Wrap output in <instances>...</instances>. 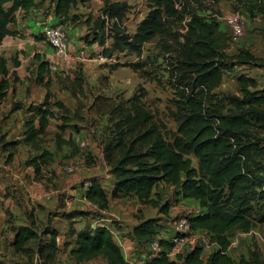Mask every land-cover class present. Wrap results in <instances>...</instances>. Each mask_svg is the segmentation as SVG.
Listing matches in <instances>:
<instances>
[{"label":"rangeland","instance_id":"rangeland-1","mask_svg":"<svg viewBox=\"0 0 264 264\" xmlns=\"http://www.w3.org/2000/svg\"><path fill=\"white\" fill-rule=\"evenodd\" d=\"M125 1L130 3L131 7L123 18V25L126 32L133 33L138 22L147 13L148 6L145 0ZM182 1L184 2V5H180L182 19L169 18L166 23L167 32L163 35H155L145 42L140 55L124 50L115 51L110 57L104 55L107 58L105 61L98 60V62L91 59L97 54H102V45L97 41L91 42L95 30L94 20L102 6L94 5L91 10L83 9L84 13L76 14V29L70 28L72 24L70 21L62 23L69 43L72 41L74 50L84 49L87 59H74L73 62L64 64L59 61L60 65L57 68H50L49 74L44 75L43 81L37 80V69L34 67L33 70L31 60L26 59L23 60L24 65L18 73L14 70L15 74L8 76L11 84L7 88L17 97L10 99L8 106L4 105L2 109L0 108L1 114L20 109L25 116L27 110L30 114L26 116H34L36 119L40 104L50 108L52 114L48 115L50 121L46 123L43 133L37 136L38 148L33 144H22L16 148L13 143L7 146L13 139L3 138L4 136L0 135V153H5L0 156L2 163L6 162L10 153L17 154L19 167L39 149H46L52 155L49 161L42 165L39 174L33 169L23 171L30 188H19L17 179L10 178L11 185L6 187L5 193L12 195L16 206H7L6 216L0 225V264H108L101 255L89 260L77 261L69 252L71 247L75 246V234L72 231L83 227L92 228L96 223L108 224L114 231L113 236L117 243L120 238L127 239L126 244L124 242L118 244L126 264H130L131 258H138L142 252V249L132 242L130 228L133 227L132 223L135 219L150 215L157 216L160 235L169 238L175 232L174 224L177 220L190 212L197 211L199 208L197 201L183 198L176 193L173 185L165 182H159L154 187L159 204H168L165 212H160L158 207L150 204L140 203L134 194L121 195L117 198L109 197L106 209L99 208L95 202L84 196L88 179L102 172L105 165L104 160L95 155L94 160L92 159L95 163L92 166L95 169L87 171L86 168L92 163L87 160L88 142H95L100 150L108 141L114 140L121 130L125 141H129L134 133L128 132L124 120L125 114L130 110L129 100L134 95L140 96V100L151 113L152 120L160 127L165 138L171 139L175 134L179 90L188 83L186 80L188 71L183 64L184 57L181 56L180 50L185 41L187 21L191 13H197L205 18H215L226 38L227 45L223 58L225 67L222 69L220 83L212 90V99L224 101L227 94L240 95L237 81L239 74L253 77L257 87L264 88V1L261 5L234 0ZM51 2L49 0V5L43 7L44 14L50 11L48 9L52 7ZM234 12L241 15L244 26V33L237 40L232 39L233 34L225 21V16ZM108 32L106 29V34ZM38 36L39 39H44L41 32ZM44 42L49 46L45 39ZM110 42L109 37L106 39V45ZM14 60H19L18 54L11 59L8 57L6 63L10 62L14 65ZM38 62L39 60L36 64ZM47 62L53 63V61ZM132 62L136 63L137 67L130 66ZM21 81L23 83H20ZM35 84L39 87L36 88ZM40 87L42 95L38 94ZM8 89L4 97L0 98L1 101L6 102L7 94L10 96ZM14 103L20 107L12 110ZM227 106L226 104L225 108ZM250 130L257 136L264 137V127L255 125ZM57 134L64 135L65 138L69 137L70 143L57 144ZM76 136L85 140L83 147L76 144ZM6 149L9 150V154ZM192 160L196 164L194 157ZM252 161L261 164L260 167L254 166L253 170L264 182V151L254 156ZM70 164L79 165L74 172H65V166ZM87 174L90 176H85ZM106 174L108 170H104L100 176V184L110 196L111 179ZM75 175L80 182L74 181ZM261 190V185L252 187L251 219L255 225L248 231H242L238 227L228 230L230 238L228 253L234 263L240 255L247 256L250 251H255L264 257V221L258 220L264 213V197ZM42 192H47L49 195L39 198L37 195ZM74 211L85 213L71 216ZM31 220L34 221V228L40 233V240L44 242L48 239V235L43 232L44 227L53 226L58 230L57 248L51 259L46 258V251L39 256L36 251L37 240L27 242V246H30L29 252L17 251L12 245L16 227L20 224L29 225ZM194 236L193 243L203 245V257H205L215 244L210 242L209 235L204 230H196ZM191 244L189 242L181 244L178 248L179 252L184 251Z\"/></svg>","mask_w":264,"mask_h":264},{"label":"trees","instance_id":"trees-1","mask_svg":"<svg viewBox=\"0 0 264 264\" xmlns=\"http://www.w3.org/2000/svg\"><path fill=\"white\" fill-rule=\"evenodd\" d=\"M41 1V0H40ZM53 12L58 22L76 21L71 8L78 2L88 0H51ZM147 13L138 22L133 33L126 32L123 18L130 10L125 0H102V6L94 20L95 30L91 42L102 45V54L112 56L115 51H129L140 55L142 46L155 35L167 32L169 18L182 19V0H145ZM261 5L264 0H234ZM37 0H0V44L7 34L14 31L8 24L15 20L16 10L24 12L35 7ZM56 21V22H57ZM106 29L108 33L106 34ZM215 18H205L191 13L187 21L185 41L180 50L183 64L188 71V83L179 90L176 110V132L171 139L165 138L160 127L152 120L151 113L145 108L139 95L130 100V110L125 114V126L134 135L125 141L121 130L114 140L103 146L104 158L112 174L110 194L112 197L134 194L141 203L158 207L160 212L167 210V203L159 204L154 187L159 182L173 185L177 194L183 198L197 200L198 209L186 214L191 230H204L214 248L203 257V245L194 244L178 252L174 257L167 255L173 243L167 238H159L161 251L145 264H234L228 253L230 238L228 230L238 227L248 231L254 224L251 219L253 206L252 187L262 186L264 182L255 174L253 167H260L252 161L254 156L264 151V137L257 136L250 128L264 127V88H258L256 80L239 74L240 95L227 94L224 101L213 100L212 90L220 83L222 69L225 67L226 38ZM42 37V36H41ZM88 36H86L87 38ZM111 42L106 45V39ZM40 38V36H37ZM39 59L36 78L43 81L49 74L47 60ZM15 62L17 60H14ZM137 67L132 62L129 64ZM48 80V79H47ZM8 87L6 58L0 55V98ZM46 96L48 95L45 94ZM228 105L226 108V104ZM59 105L60 102H58ZM12 110L20 105L14 103ZM50 108L38 105L37 123L29 116L24 121V140L36 147L39 133L44 131L51 115ZM148 124V126H147ZM70 138L57 135V144L70 143ZM38 148V147H36ZM51 152L39 149L36 154L25 160L39 174L42 165L51 158ZM11 154L7 159H10ZM196 159V164L192 158ZM84 196L95 202L99 208L108 207V197L97 176L88 179ZM85 212H72L71 216ZM264 221V213L258 219ZM30 224L16 227L12 245L15 250L30 251L27 242L37 240V253L51 259L57 248L58 230L46 226L43 232L48 239L40 240V233ZM157 216L139 217L131 228L136 246L142 251L149 241L160 234ZM75 246L70 255L77 261H85L103 256L108 264H126L121 247L115 241L111 229L105 224H97L73 230ZM235 264H264V257L255 251L247 256L240 255Z\"/></svg>","mask_w":264,"mask_h":264},{"label":"crops","instance_id":"crops-1","mask_svg":"<svg viewBox=\"0 0 264 264\" xmlns=\"http://www.w3.org/2000/svg\"><path fill=\"white\" fill-rule=\"evenodd\" d=\"M37 1L39 3L35 7L31 8L30 10H28L26 12H24L23 10H16L15 20L8 24V28L10 30H13L14 33L5 35L1 44H0V55L5 57L6 59L8 57L11 59L12 56L15 57L16 54H18V59L20 60V61L17 60L14 63V65L11 64L10 62L6 63V66L8 69V76L12 75L13 73L15 74V71H17V73H18V71H20V68L24 65L23 60H26V59L31 60L33 70H34V67H35V69H37L38 64H36V62L39 59L37 58V55L35 56V54H38V56L41 59L47 60L49 62L53 61L52 64H48L49 69L52 67L57 68L60 65V62H63V64H64V63H71V62H73L74 59L85 60L88 58L87 53L84 57L79 56V51L74 50V45L72 44V41L69 43L68 52L66 54H59L54 50L53 47H51L50 45L48 46L44 42V39L37 38V36L39 35V33L42 30V26L45 23H55L57 21L55 19L54 12H53V2H51L52 7H49V9H48V11L49 10L50 11L47 14H44L43 7H46L49 5V0H47V1L46 0H41V1L37 0ZM94 5H96L97 7H100L102 5V0H88L85 2H78L75 5V8L74 7L71 8L70 12H71V14H77L78 15L79 13L83 12L82 11L83 9L91 10ZM87 6H89V7H87ZM69 21L72 22L71 20H69ZM76 23H77L76 21L72 22V24H70V28L76 29V27H77ZM41 35H42V33H41ZM91 59L94 61L95 60L98 61L95 57L94 58L92 57ZM20 83H23V81H21ZM10 84H11V80L9 79L8 80V85H9L8 88L10 87ZM35 87L38 88L39 85L35 84ZM41 89L42 88L40 87V89L38 91L39 95H42ZM7 91L10 94V96H8V94H7V96H6L7 101L6 102L0 100V108L1 109L3 108L4 105L5 106L9 105L10 99L17 97L16 94H14V96H13V93H11V89H8ZM26 112H27L26 113L27 115L30 114V111L26 110ZM26 114H25V116H26ZM25 116H24V112L20 109H17V110H14V111H11V112H8L5 114L0 113V135H3L4 136L3 138L8 137L7 139H13L14 141H15V139H17V141H15V144H14L13 140H10L11 143L9 145L7 144V146L12 145V143H13V145L16 148L17 146L20 147L22 144L23 145L32 144V143L26 142L24 140V121L27 118V116L26 117ZM49 121H50V117L48 118L47 122L49 123ZM35 123H37V118L35 119ZM42 133L43 132L39 133V135ZM57 135H56V138H57ZM61 137L65 138L64 135L63 136L61 135ZM73 137H74V135L72 136V138ZM86 140H88V139H86ZM73 142L75 143L74 138H73ZM88 143L89 144H88L87 148H88L89 154H88V152H87V154L89 155V157L87 158V160H90L92 163L86 169H87V171L88 170L92 171L93 169H95V167L92 166L95 164V163H93L94 156L98 155L99 157H101L104 160L105 165L102 169V172L100 171L96 174V176L99 178V182H101L100 176L102 175L104 170H106V171L109 170V165L107 164V162L104 158L103 148H101L99 150V147L96 146L95 142H93V141H91V143L90 142H88ZM63 146L65 147L66 145H63ZM5 151L8 154L10 153L9 150H7V149ZM98 151H99V153H98ZM4 154L5 153H0V156L1 155L3 156ZM10 154H11L10 159H7L5 163H2L3 160H2V158H0V225H2L1 223L3 222V219L6 216L7 206H9V205L10 206H16L15 200H13L12 195H7L5 193L6 187L11 185L10 178H12L13 180H14V178L17 179V181L19 182V185H20L19 188L25 187L26 189H28V187L30 188V185L28 186V184H27L28 181L24 178V172L23 171H29V169H33L32 166L26 165L25 163L21 167H19L17 154H12V153H10ZM23 167L26 169H24ZM28 175H31V173ZM85 176H90V174H87ZM106 176L109 177L110 179H112V177H113L109 171H108V174H106ZM74 181H78L77 175L74 176ZM78 182H80V180ZM111 185H112V181H111ZM81 188H84V186H81ZM8 189H9V187L7 188V190ZM21 190L23 191L22 188H21ZM128 195H130V194H128ZM107 197H108V204H109V197H112V196L107 195ZM114 198H117V197H114ZM193 200H195V199H193ZM195 201H197V200H195ZM151 216H155V215H150L147 217H151ZM137 221L138 220L135 219V221L132 223V226H134L137 223ZM97 224H105L110 228V226L106 223H96V225ZM131 228H130V230H131ZM111 231L114 234V231L112 229H111ZM126 241H127V239L120 238L118 243L121 244L122 242H124V244H126L127 243ZM132 242L134 243V245H136V241L134 238H132Z\"/></svg>","mask_w":264,"mask_h":264},{"label":"built area","instance_id":"built-area-1","mask_svg":"<svg viewBox=\"0 0 264 264\" xmlns=\"http://www.w3.org/2000/svg\"><path fill=\"white\" fill-rule=\"evenodd\" d=\"M177 7H180L176 4ZM226 24L229 26L233 36V40H237L244 33L243 19L238 12L230 13L225 16ZM43 38L46 42L54 48V50L59 54H66L68 52L69 40L65 33V28L61 22L55 23H45L41 30ZM86 52L84 49H79V56L84 57ZM95 58L99 61H105L107 58L102 54H97ZM76 144L80 147L85 145V140L82 137L76 136ZM79 164H70L65 166V172H74ZM49 194L47 192H42L37 196L39 198L47 197ZM175 232L168 239L173 243V246L167 250L168 256H175L179 252V246L185 242L192 243L195 240L194 232L190 229L187 219L185 217L180 218L174 224ZM188 233V234H187ZM165 237V236H164ZM159 238H163V235H156L151 241L148 242L141 255L138 258H131L130 264H145V261L151 259L153 256L161 251V246L159 244Z\"/></svg>","mask_w":264,"mask_h":264}]
</instances>
